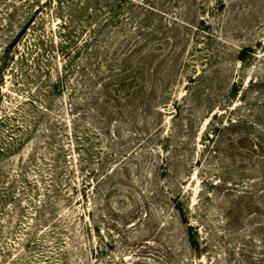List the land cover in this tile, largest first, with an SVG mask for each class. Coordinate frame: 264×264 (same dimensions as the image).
<instances>
[{
  "label": "rangeland",
  "instance_id": "374dc122",
  "mask_svg": "<svg viewBox=\"0 0 264 264\" xmlns=\"http://www.w3.org/2000/svg\"><path fill=\"white\" fill-rule=\"evenodd\" d=\"M29 20L0 264H264V0H0V50Z\"/></svg>",
  "mask_w": 264,
  "mask_h": 264
},
{
  "label": "trees",
  "instance_id": "16d2710c",
  "mask_svg": "<svg viewBox=\"0 0 264 264\" xmlns=\"http://www.w3.org/2000/svg\"><path fill=\"white\" fill-rule=\"evenodd\" d=\"M16 6V5H15ZM15 12L13 13H9V17H11V19L15 16ZM30 21L21 27V29L18 31V33L10 40V41H6L5 44L1 47L0 50V84H4V79H5V72L7 70H9V68L11 67V64L13 61H15L16 59V54L18 51H20V44L21 42H23V40L25 39V34H27L28 30H29V24ZM8 27L10 26V24L7 23V25L5 24H1L0 25V29H5L4 27ZM38 45V46H37ZM40 42L35 43V48L40 47ZM32 46V45H31ZM32 47H28V51L27 52H21L20 51V57H21V61H26L27 65L28 61H29V56L32 55V53L35 51V49H33ZM64 46H62L63 48ZM32 48V49H30ZM62 52H65V49H62ZM13 69V68H11ZM232 125H236L235 123H232ZM192 228V227H191ZM195 242V241H194Z\"/></svg>",
  "mask_w": 264,
  "mask_h": 264
}]
</instances>
